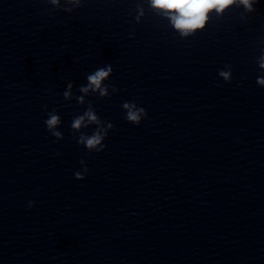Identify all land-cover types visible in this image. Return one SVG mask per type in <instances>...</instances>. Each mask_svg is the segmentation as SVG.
<instances>
[{
	"label": "clouds",
	"instance_id": "1",
	"mask_svg": "<svg viewBox=\"0 0 264 264\" xmlns=\"http://www.w3.org/2000/svg\"><path fill=\"white\" fill-rule=\"evenodd\" d=\"M85 0H47V3L56 8H62L63 11L71 13L74 8L79 7ZM260 0H148L151 8L157 12L162 13L166 19L169 20L171 27L179 33L181 38H188L194 36L198 31L205 29L210 22V16L213 12L217 17H221L230 8H243L241 18L246 19L247 14L255 11L254 5ZM137 11L139 15L136 17L139 22L140 16L144 15L143 7L138 5ZM259 69L264 71V52L257 58ZM226 70L222 69L218 75L225 81L231 82L232 71L231 66L226 65ZM113 72L112 66L106 65L96 69L94 72L87 75L86 85H81L79 92L84 94L96 93L100 98L109 97L119 91L114 85H108L104 82L109 80ZM257 84L264 87V75L257 78ZM72 82L67 85L68 90L63 92L65 100L72 98ZM111 87V93L109 88ZM78 104H84V96L75 97ZM122 109L125 112V119L134 124L139 125L147 116V112L143 107H138L135 102H124ZM48 118L44 121L48 132L57 140L63 139L62 132L58 131V126L61 124V117L56 110L47 113ZM91 125H95V130L91 135L82 132ZM114 125L111 122L102 120L96 113L91 102H87V109L83 114H79L73 118L71 128L73 130L74 138L77 139L78 144L83 145L89 152H103L107 145L104 143L109 130L113 129ZM79 133L76 137L75 134ZM59 154V153H57ZM80 164L83 166L82 171L74 173L75 179L84 180L88 172L86 162L81 159ZM29 207L34 205L33 201L28 202Z\"/></svg>",
	"mask_w": 264,
	"mask_h": 264
}]
</instances>
